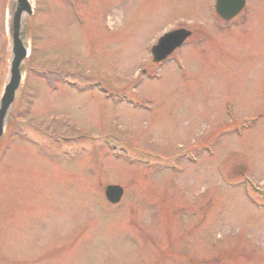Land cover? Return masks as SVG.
<instances>
[{"label": "rangeland", "instance_id": "rangeland-1", "mask_svg": "<svg viewBox=\"0 0 264 264\" xmlns=\"http://www.w3.org/2000/svg\"><path fill=\"white\" fill-rule=\"evenodd\" d=\"M30 2L0 264H264V0L229 23L215 0ZM177 29L191 37L153 63Z\"/></svg>", "mask_w": 264, "mask_h": 264}, {"label": "water", "instance_id": "water-1", "mask_svg": "<svg viewBox=\"0 0 264 264\" xmlns=\"http://www.w3.org/2000/svg\"><path fill=\"white\" fill-rule=\"evenodd\" d=\"M245 5L246 0H215L214 10L222 21L229 22L239 15ZM8 12L6 33L11 57L8 63V76L0 94V141L5 133L7 119L20 89L22 66L28 57V45L21 39L22 19L32 16L33 10L30 0H11ZM190 36L191 33L184 29L163 34L158 38L156 45L150 49L153 63L165 61ZM104 195L109 204L116 205L123 196V190L119 186H107Z\"/></svg>", "mask_w": 264, "mask_h": 264}, {"label": "bare ground", "instance_id": "bare-ground-1", "mask_svg": "<svg viewBox=\"0 0 264 264\" xmlns=\"http://www.w3.org/2000/svg\"><path fill=\"white\" fill-rule=\"evenodd\" d=\"M30 4H31V2H30ZM9 12L7 13V16H9ZM24 21H25V17H23V19H22V30H21V39H22V41L25 42V33H24V30H23Z\"/></svg>", "mask_w": 264, "mask_h": 264}, {"label": "flooded vegetation", "instance_id": "flooded-vegetation-1", "mask_svg": "<svg viewBox=\"0 0 264 264\" xmlns=\"http://www.w3.org/2000/svg\"><path fill=\"white\" fill-rule=\"evenodd\" d=\"M190 37H191V36H190ZM190 37H189V38H190ZM189 38H188V39H189ZM188 39H187V40H188ZM187 40H186V41H187ZM186 41H185V42H186ZM184 44H185V43H184ZM184 44H183V45H184ZM11 114L13 115V112H12ZM13 116H14V115H13ZM12 118H13V117H12ZM30 127H31V126H30Z\"/></svg>", "mask_w": 264, "mask_h": 264}, {"label": "trees", "instance_id": "trees-1", "mask_svg": "<svg viewBox=\"0 0 264 264\" xmlns=\"http://www.w3.org/2000/svg\"><path fill=\"white\" fill-rule=\"evenodd\" d=\"M12 126H13V124H12Z\"/></svg>", "mask_w": 264, "mask_h": 264}]
</instances>
